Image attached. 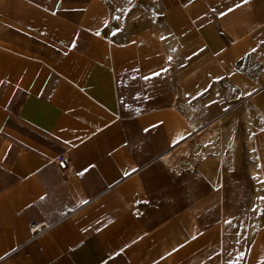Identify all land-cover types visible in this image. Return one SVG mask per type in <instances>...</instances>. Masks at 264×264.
I'll list each match as a JSON object with an SVG mask.
<instances>
[{
  "label": "crops",
  "instance_id": "0c3cea01",
  "mask_svg": "<svg viewBox=\"0 0 264 264\" xmlns=\"http://www.w3.org/2000/svg\"><path fill=\"white\" fill-rule=\"evenodd\" d=\"M246 37L264 0H0V264H264V203L163 161Z\"/></svg>",
  "mask_w": 264,
  "mask_h": 264
},
{
  "label": "rangeland",
  "instance_id": "374dc122",
  "mask_svg": "<svg viewBox=\"0 0 264 264\" xmlns=\"http://www.w3.org/2000/svg\"><path fill=\"white\" fill-rule=\"evenodd\" d=\"M205 79H204V127L199 133H207L208 130L218 129L223 130L224 143H226L225 134L227 130L234 125V136L237 140V152L240 157L239 165L230 168L228 165L218 170V175L224 174L226 178L223 182H231L236 184V188L242 189V194L248 203L250 192L254 190L256 184L254 176L251 175L250 169L254 163V156L250 154V137H254V146L256 150L258 167L264 169V121L259 116H253L251 122L243 119L242 113L245 105L258 99L264 95L263 93L257 96L260 88V78L262 74L263 65L259 62H253L250 57L240 55L235 64L231 66L223 59L222 55L219 57V62L204 63ZM238 76H244L249 79V84H241L237 81ZM256 97V98H255ZM264 107H261V109ZM208 108V109H207ZM213 108V109H211ZM262 111H264L262 109ZM214 119L215 121H210ZM221 118V123L216 121ZM215 124L208 127L210 124ZM205 129V130H204ZM198 133V134H199ZM197 134H195L196 136ZM191 138L188 139L190 145H193ZM238 149L240 151H238ZM209 156L215 155L213 152L206 150ZM226 160L231 156L228 153L225 156ZM182 160V159H181ZM183 161V160H182ZM264 189V188H263ZM264 201L261 203L263 204Z\"/></svg>",
  "mask_w": 264,
  "mask_h": 264
},
{
  "label": "bare ground",
  "instance_id": "6f19581e",
  "mask_svg": "<svg viewBox=\"0 0 264 264\" xmlns=\"http://www.w3.org/2000/svg\"><path fill=\"white\" fill-rule=\"evenodd\" d=\"M240 55H243L236 44L232 48L230 52H226L222 54L223 59H225L226 62H228V65L232 67L233 64L237 61ZM250 59L253 62H259L264 63V57L259 54V46L257 52L253 53L250 56ZM237 81H239L241 84L246 85L249 84V79L244 76H238ZM260 90L257 94L261 96V94L264 91V76L260 78ZM176 89V88H175ZM176 94H178L177 91H175ZM256 98V97H255ZM264 104V95H262L259 100L254 99L251 103L248 102L242 113V117L244 120H246L248 123L253 120V116H259L264 121V107L261 109V107ZM222 119L219 118L216 123H221ZM215 124H210L208 127H212ZM187 126H188V133L189 138L192 137V141L194 142L193 145H190L189 141L182 144L175 153L166 154L163 157V161L167 164H169L171 167H173L174 162H178L180 159L186 162L188 169L195 168L196 165H199L205 172L208 173V176L211 177V168L214 167L215 169H222L224 165H228L230 168L235 167L236 164L239 165L240 163V157L236 154L238 146L240 149V146L237 144V140L234 136V125L231 124V127L227 130L225 137H226V143H224L223 138V130L220 128L218 129H211L208 130L207 133H199L196 137L195 134L201 130L200 126L201 124H195L192 123L190 120H187ZM205 130V129H204ZM250 141V154L254 156V163H252L250 173L252 176H254L256 184L254 186V190L250 192L249 198L253 201L255 204V207L257 210L260 209L261 203L264 201V169L262 167H258L259 161L257 160V154L254 146V137L249 138ZM209 150L210 152H213L215 155L209 156L208 152L206 150ZM238 149V151H240ZM230 154L231 158L227 159L225 156L227 154ZM214 169L215 172V178L216 180V172L217 170ZM226 178L224 174L218 175L219 182H223V180Z\"/></svg>",
  "mask_w": 264,
  "mask_h": 264
},
{
  "label": "built area",
  "instance_id": "2783aa9c",
  "mask_svg": "<svg viewBox=\"0 0 264 264\" xmlns=\"http://www.w3.org/2000/svg\"><path fill=\"white\" fill-rule=\"evenodd\" d=\"M237 45L244 57H250L253 53L257 52L258 50V43L256 42L255 39L251 37L239 39L237 41ZM56 166L58 170L62 173H68L75 169L74 160L72 159V157L67 155L60 158L57 161ZM51 229L52 226L48 225L45 222L40 224L37 223L30 224V231L35 238L40 236L44 232L50 231Z\"/></svg>",
  "mask_w": 264,
  "mask_h": 264
},
{
  "label": "snow or ice",
  "instance_id": "6c2138e0",
  "mask_svg": "<svg viewBox=\"0 0 264 264\" xmlns=\"http://www.w3.org/2000/svg\"><path fill=\"white\" fill-rule=\"evenodd\" d=\"M133 171H135V169L133 170ZM83 173H81V175H82Z\"/></svg>",
  "mask_w": 264,
  "mask_h": 264
}]
</instances>
